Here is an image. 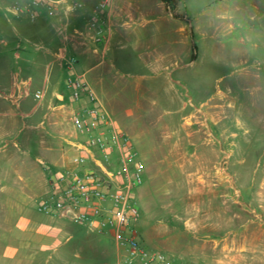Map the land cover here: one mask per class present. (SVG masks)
Returning a JSON list of instances; mask_svg holds the SVG:
<instances>
[{
  "label": "rangeland",
  "instance_id": "1",
  "mask_svg": "<svg viewBox=\"0 0 264 264\" xmlns=\"http://www.w3.org/2000/svg\"><path fill=\"white\" fill-rule=\"evenodd\" d=\"M33 1L0 0V82L10 84L19 73V82L32 78L31 92L43 86L46 74L34 66L41 63L38 56L43 57L36 48L59 36V55L68 48L64 34L77 40L74 19L85 13L88 0H70L84 8L69 17H51ZM178 2L183 19L177 20L188 25L192 36L179 67L171 72L147 64L145 40L172 28L138 25L131 37L120 32L114 37L103 67L108 89L99 94L90 88L131 138L144 165L143 184L136 190L143 244L152 252H164L158 248L163 241L188 259L190 250H209L213 240L229 238L234 263L247 236L262 253L248 255L246 264H264V0ZM245 4L248 9L240 11ZM14 6H26L36 17L16 14ZM225 16L247 28L237 27L226 38L216 28ZM68 18L72 24L55 27L59 19ZM239 37L242 43L235 41ZM235 46L249 50L245 62ZM161 48L156 46L154 52ZM16 52L22 60L15 58ZM69 74L59 66L51 69L63 88ZM36 102L33 94L26 100L29 106ZM33 194L31 188H0V264L119 263L122 253L111 238L84 225L51 217L48 227H42L39 216L34 232L23 231L34 227L22 224V209L28 207L24 199L28 202ZM149 241L157 247L150 248Z\"/></svg>",
  "mask_w": 264,
  "mask_h": 264
},
{
  "label": "crops",
  "instance_id": "2",
  "mask_svg": "<svg viewBox=\"0 0 264 264\" xmlns=\"http://www.w3.org/2000/svg\"><path fill=\"white\" fill-rule=\"evenodd\" d=\"M100 2H107V7L97 10ZM85 3V13L82 15L80 13L74 19L81 35L77 37V40L71 39L65 43L68 44V54L79 58L75 73L84 74L90 87L97 93L100 94L108 89V80L105 77L108 72L103 67L114 37L118 32L131 37L138 25L148 27V25L156 24V29L160 30L172 28L170 32L164 31V35L145 40L149 49L147 64L153 70L171 72L179 67L184 46L191 41L192 36L189 34L188 25L182 20L174 19L162 0H88ZM241 9H248V6L241 5L239 10ZM95 18L98 21L102 20L101 28L104 30L102 43H96L94 39V29L91 25ZM64 20L59 19L55 27L59 29L62 25L73 23L69 18ZM216 23V28L226 38L231 37L232 32L244 24L241 21L239 23L228 21L226 16L224 21ZM156 29L155 32H160ZM171 33L174 37H169ZM193 33L195 34L194 30ZM58 39L56 41L50 38L47 42L43 41L44 46L37 47L35 52L43 55V57L38 56L41 63L34 64L36 70L45 69L46 71L44 84L41 87L48 91L44 101L36 102L34 99L36 104L33 106L26 103L32 95V78L19 82V73H16L10 84L7 81L0 82V188H31L36 191V194L29 197L28 202L24 199V204H28V207L22 209L24 212L22 224H31L34 227H22L23 231L34 232L39 227V216V219L43 221L40 223L42 227H48L51 217L42 214L39 205L50 197L52 180L65 174L67 170L75 168L72 159L79 153L76 145L87 140L85 134L74 125L73 114L91 106L92 103L87 95L73 101L66 85L63 88L51 75V69L55 66L67 71L56 54L57 48L63 42L59 36ZM236 40L242 43V38L239 37ZM159 45L162 51L155 53V47ZM245 47L235 46L243 62L246 61L244 56L246 57L249 53ZM15 58L23 59L20 52L15 53ZM23 120L26 122L23 123ZM26 128L28 130L24 132ZM143 148V154H147V148L145 146ZM245 239L246 243L240 249L239 260L235 259L234 263L230 261L234 258H230L229 238L224 237L213 240V246L209 250L204 248L190 250L188 259L178 255L175 249L172 252L163 241L158 242V248L164 252H158L183 263L194 260L202 264H246L248 255L262 253V250L248 243L249 237L246 236ZM220 245L222 248H219ZM149 247L157 246L149 241Z\"/></svg>",
  "mask_w": 264,
  "mask_h": 264
},
{
  "label": "built area",
  "instance_id": "3",
  "mask_svg": "<svg viewBox=\"0 0 264 264\" xmlns=\"http://www.w3.org/2000/svg\"><path fill=\"white\" fill-rule=\"evenodd\" d=\"M32 5L43 6L51 17L60 14L69 17L75 9L84 8L83 3L71 4L70 0H34ZM106 7L107 2H101L97 10ZM13 9L16 14L30 12L36 17L26 6ZM101 25L102 20L96 18L91 25L96 43L104 41ZM77 34L81 35L79 31ZM63 38L70 41L65 34ZM58 58L70 73L66 87L73 101L87 95L92 105L73 114L74 125L87 140L76 145L79 153L72 159L75 168L52 180L50 198L41 204L40 210L47 216L108 235L122 253L118 264H177L162 253L150 251L141 240L137 228L140 207L136 190L143 184L144 165L138 149L115 125L84 74L75 73L79 61L68 54L67 46L60 50ZM32 92L39 102L48 94L46 88H36Z\"/></svg>",
  "mask_w": 264,
  "mask_h": 264
},
{
  "label": "trees",
  "instance_id": "4",
  "mask_svg": "<svg viewBox=\"0 0 264 264\" xmlns=\"http://www.w3.org/2000/svg\"><path fill=\"white\" fill-rule=\"evenodd\" d=\"M167 11L175 18V19H183L182 15H180L179 2L178 0H162Z\"/></svg>",
  "mask_w": 264,
  "mask_h": 264
},
{
  "label": "clouds",
  "instance_id": "5",
  "mask_svg": "<svg viewBox=\"0 0 264 264\" xmlns=\"http://www.w3.org/2000/svg\"><path fill=\"white\" fill-rule=\"evenodd\" d=\"M69 10H71V6H69Z\"/></svg>",
  "mask_w": 264,
  "mask_h": 264
}]
</instances>
